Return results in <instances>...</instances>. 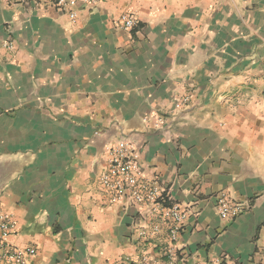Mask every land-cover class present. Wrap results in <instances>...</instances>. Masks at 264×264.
<instances>
[{
  "label": "crops",
  "instance_id": "crops-1",
  "mask_svg": "<svg viewBox=\"0 0 264 264\" xmlns=\"http://www.w3.org/2000/svg\"><path fill=\"white\" fill-rule=\"evenodd\" d=\"M119 138L188 209L173 262L166 223L100 181ZM220 193L243 211L220 218ZM0 205L29 264H264V0H104L73 22L0 0Z\"/></svg>",
  "mask_w": 264,
  "mask_h": 264
},
{
  "label": "built area",
  "instance_id": "built-area-1",
  "mask_svg": "<svg viewBox=\"0 0 264 264\" xmlns=\"http://www.w3.org/2000/svg\"><path fill=\"white\" fill-rule=\"evenodd\" d=\"M102 1L104 0H52V3L57 11L65 13L73 22L81 8L89 9ZM116 22L125 30H131L137 24L132 13L120 14ZM6 45L11 46L9 43ZM106 154L107 165L100 174V181L107 190L109 201L119 203L128 198L134 203L142 204L148 216L158 217L165 222L170 246L164 250V255L173 262L177 252L175 243L188 216L187 207L174 202L155 177L147 178L140 163V149L129 139L115 140L106 148ZM215 208L220 218L230 220L243 211L244 205L226 193H220L216 197ZM14 230V220L0 205V259L12 264H29L36 254V247H21L11 243L9 238ZM159 230V221L153 222L152 234ZM141 234H145V231H141ZM221 260L216 258V264H224Z\"/></svg>",
  "mask_w": 264,
  "mask_h": 264
}]
</instances>
